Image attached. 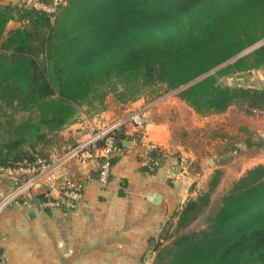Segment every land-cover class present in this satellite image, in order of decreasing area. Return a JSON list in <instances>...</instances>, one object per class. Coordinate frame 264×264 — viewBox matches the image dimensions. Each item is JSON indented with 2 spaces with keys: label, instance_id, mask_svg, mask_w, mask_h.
<instances>
[{
  "label": "trees",
  "instance_id": "trees-1",
  "mask_svg": "<svg viewBox=\"0 0 264 264\" xmlns=\"http://www.w3.org/2000/svg\"><path fill=\"white\" fill-rule=\"evenodd\" d=\"M11 18L20 25L5 33ZM263 39L264 0H65L55 12L0 2V165L46 156L60 130L81 111H104L110 94L125 106L201 76L178 91L198 114L262 109L264 87L221 78L264 67V43L232 59ZM164 153L151 147L140 169L155 172ZM222 173L166 220L153 264H264V163L213 202Z\"/></svg>",
  "mask_w": 264,
  "mask_h": 264
},
{
  "label": "crops",
  "instance_id": "crops-1",
  "mask_svg": "<svg viewBox=\"0 0 264 264\" xmlns=\"http://www.w3.org/2000/svg\"><path fill=\"white\" fill-rule=\"evenodd\" d=\"M41 1L0 0L19 5ZM221 81L262 88L264 67L224 76ZM178 91L141 96L125 106L110 94L104 111L93 115L81 111L60 130L45 156L54 166V179L42 182L35 193L60 196L61 176L77 170L86 177L83 198L72 208L47 207L43 202L37 208L22 197L7 205L0 212V264H153L159 231L197 194L207 173L203 166L209 170L224 167V157L223 163H216L223 150L218 143L246 152L247 159L239 160L241 173L233 179L264 163L257 155L264 153V145L257 144L264 140V108H252L250 113L232 104L224 112L200 115ZM134 115L144 123L136 124ZM210 116L212 123L206 121ZM118 118L125 120L118 136L130 144H124L110 178L103 182L94 175L104 160L100 149L86 148L74 156L68 152ZM198 130L200 134L194 137ZM190 136L195 145L187 140ZM249 139L255 144L249 145ZM153 146L165 150L162 163L155 172H144L140 167L150 161L148 151ZM19 179L18 174L0 170V199Z\"/></svg>",
  "mask_w": 264,
  "mask_h": 264
},
{
  "label": "built area",
  "instance_id": "built-area-1",
  "mask_svg": "<svg viewBox=\"0 0 264 264\" xmlns=\"http://www.w3.org/2000/svg\"><path fill=\"white\" fill-rule=\"evenodd\" d=\"M64 2L65 0H51L50 2L41 1L34 5L48 10L49 12H55L58 6ZM132 119L138 125L144 123L142 117L139 115H134ZM124 122V118H118L98 128L90 137L72 148L70 152H68V155L74 156L90 147L100 149L104 160L99 168L98 178L106 182L111 175V169L114 164L113 160L119 156L123 147L119 143L120 139L117 132ZM0 170H9L13 174L20 175V179L15 186L8 190L0 199V212L7 205L21 197L25 198L26 203L32 202L33 197L38 195L35 193L38 184L54 179V166L45 156H38L32 161H25L14 166L0 165ZM59 183L60 196L56 197L49 194L43 197V204L47 207L62 206L65 208H72L76 206L83 198L86 177L79 171L74 170L63 174Z\"/></svg>",
  "mask_w": 264,
  "mask_h": 264
},
{
  "label": "rangeland",
  "instance_id": "rangeland-1",
  "mask_svg": "<svg viewBox=\"0 0 264 264\" xmlns=\"http://www.w3.org/2000/svg\"><path fill=\"white\" fill-rule=\"evenodd\" d=\"M19 25H20V22L15 20L14 23L12 24V27H17ZM242 109L244 111H246V112H250L248 106H243ZM252 112H250V113H252ZM209 118L210 119H207L206 121H208L209 123H212V121H211L212 117L210 116ZM205 130L207 132L208 128H205ZM199 134H200V131L198 130L196 132V134L194 135V137H197V135H199ZM191 137L192 136L187 138V140H190L194 144L195 143V139H192ZM212 139L213 138L211 137L210 142L212 141ZM218 144H219L218 148L219 149H223V150H222V155L218 159V161L216 159V163L222 162L221 159L224 157L225 165H224V167L223 166L220 167L223 170V173H222L221 178L219 180V183L217 184L216 189H215V191L213 193V196H212L213 202L214 201H218L221 198V196L228 191V189L231 186L232 182L235 180L233 178L235 176L237 177L241 173V170H242L243 166H242V164H241V162L239 160H243L244 158L247 159L246 152H245V150H242L241 147L237 148L236 150H230L229 148H227V146L224 145L223 142L218 143ZM263 145H264V140H263ZM231 151H235L234 153H236V156H234L233 155L234 153L232 154ZM249 155H251V154H249ZM257 155H261L262 158H264V153L257 154ZM234 161H236V162L239 161V163H235L234 164ZM216 163H215V165H216ZM236 166H238L237 170H236ZM203 167H204L205 170H207V173L204 175V177L200 181V185L198 187L199 190H203V189H206L208 187V181H209L210 177L214 173L215 169L218 168V167L214 166L212 169L209 170V169H207L208 168L207 166H203ZM203 223H204V219L200 218V220L198 221V223L195 226L199 227V226L203 225ZM168 240L169 239H166L164 242H168Z\"/></svg>",
  "mask_w": 264,
  "mask_h": 264
},
{
  "label": "water",
  "instance_id": "water-1",
  "mask_svg": "<svg viewBox=\"0 0 264 264\" xmlns=\"http://www.w3.org/2000/svg\"><path fill=\"white\" fill-rule=\"evenodd\" d=\"M14 21H15V20H14L13 18H11V19L8 21V23H7V25H6L5 33H7V32L12 28V24L14 23ZM261 43H264V39L261 40V41H259V42H257L256 44L252 45L251 47H249V48H247V49H245V50L239 52V53L236 54L232 59H235V58H237L238 56H241V55L245 54V53L248 52L249 50L253 49L254 47H256V46H258V45H260ZM200 77H201V76H200ZM200 77L195 78L194 80H192V81L189 82L188 84H190V83L196 81V80L199 79ZM188 84H185V85H182V86L178 87L177 90H181L182 88H184V87L187 86ZM123 143H124L125 145L130 144V140H129V139H124V140H123ZM41 185H42L41 183L38 184V186H41ZM42 198H43V195H40V196L35 195V196L33 197V201H32V202L37 206V208H40V207H41Z\"/></svg>",
  "mask_w": 264,
  "mask_h": 264
}]
</instances>
